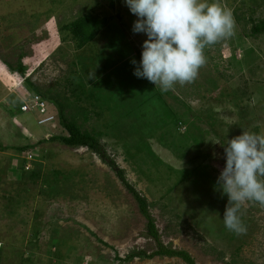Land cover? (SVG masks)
I'll return each instance as SVG.
<instances>
[{
    "label": "rangeland",
    "instance_id": "rangeland-1",
    "mask_svg": "<svg viewBox=\"0 0 264 264\" xmlns=\"http://www.w3.org/2000/svg\"><path fill=\"white\" fill-rule=\"evenodd\" d=\"M109 1L0 0V264H190L168 256L127 260L132 251L157 249L130 187L148 202L161 242L186 251L195 264H264V207L243 203L238 215L246 231H229L222 220L228 198L216 186L227 141L244 131L264 134V33L252 34L264 22V0H218L232 12L233 34L205 47L194 80L162 93L181 125L161 121L154 111L163 107L151 99L150 113L136 107L142 93L123 90L131 117L121 120L104 108L121 121L108 128L99 106L115 95L93 100L96 106L82 100L90 111L79 118L82 129L103 132L101 144L124 181L98 153L52 138L68 135L53 104L45 100L53 120L19 109L36 93L17 73L18 63L32 83L58 94L83 74L80 61L93 63L97 48H107L111 73L131 80L129 59L146 37L131 31L136 17L123 0L114 7ZM87 13L106 19L101 32L108 37L81 49L62 41L58 23ZM64 110L67 118L74 112Z\"/></svg>",
    "mask_w": 264,
    "mask_h": 264
},
{
    "label": "clouds",
    "instance_id": "clouds-1",
    "mask_svg": "<svg viewBox=\"0 0 264 264\" xmlns=\"http://www.w3.org/2000/svg\"><path fill=\"white\" fill-rule=\"evenodd\" d=\"M123 3L136 17L131 31L146 37L139 62L131 61L135 66L133 75L158 86L162 93L177 83L183 85L194 80L205 63V47L233 34L232 12L218 0H123ZM34 95L38 94H32L30 99ZM29 102L24 101L19 109L37 110L40 118L54 119L46 112L47 106L44 112L38 107L22 110V105ZM224 156L225 165L216 180L217 188L228 198L222 220L229 231L242 234L246 227L238 215L241 205L256 202L264 207V134L244 131L229 139Z\"/></svg>",
    "mask_w": 264,
    "mask_h": 264
},
{
    "label": "trees",
    "instance_id": "trees-1",
    "mask_svg": "<svg viewBox=\"0 0 264 264\" xmlns=\"http://www.w3.org/2000/svg\"><path fill=\"white\" fill-rule=\"evenodd\" d=\"M114 0L109 1V5L111 7H114ZM106 22L105 18H100L97 16H94L93 14L87 13L84 15H81L77 18H73L71 21H60L58 23V31L60 36V39L62 41H72L77 44V46L81 49L83 48L86 43L94 42L98 36H102L103 39L105 36L108 37V33H102L101 28L103 27V23ZM257 33H264V22L256 23L252 27V34ZM122 36V35H120ZM116 51H119L121 49H114ZM104 51H107V48H97L96 50V56L92 58L93 63H90L88 59H84V64L82 61L80 63L82 64V67L86 70H83V74H77L78 79L76 82H73L72 80H68L63 84V88H65L63 91H58V94L52 93L51 89H45L38 87L34 83H32L27 77L25 70L26 67L22 63H18L17 67V73L20 77L26 83L30 85V89L33 90L34 93H38L39 97L46 100L48 103L53 104L56 107L57 113L60 118L61 124L64 126V128L67 130L68 135H54L52 138L55 140L60 141L62 144L69 146V147H87L88 149H91L92 151L98 153L99 156H101L102 160L107 163L120 177L122 181H124V171L119 168L118 164L116 163L115 159L110 157V155L105 150L104 146L101 144L100 136L103 135L102 131L99 132H90L88 130L82 129V124L79 123L80 116L87 120L90 116V111L85 109L84 106L80 105L83 104L82 100H91L90 105L96 106L92 101L97 103H102L100 100L102 97H106L107 94H113L116 98H112L110 102L104 101V103L100 104L99 109L102 114V123L103 125L108 128L109 126H118V124L121 122L119 121L122 118L131 117V114L134 112V110L128 109V104L124 105V89L127 90V95L134 94L135 96L138 94H141L140 97H144V101L141 102L140 105H137L138 108H146L148 109V113H150V110L147 105V101L150 99L153 100L155 103H160L163 107L161 111L155 110L154 112L157 113V115L161 116V121H168L170 120L172 124L178 125L182 124L181 118L179 115L173 110L172 108L168 107L167 104H165L163 98H162V92L160 91L159 87H155V85L146 79L143 78H137L133 75V72H130L128 75H125L127 78L131 79L128 80H120L116 74H113L112 66L108 63L105 64L104 61L108 58L107 54L104 53ZM113 51V50H112ZM133 57L129 59L130 63L133 59L136 60V58H140L141 51H135ZM127 59V58H126ZM106 62V61H105ZM8 64V63H7ZM9 65V64H8ZM10 66V65H9ZM91 66V67H89ZM87 68V69H86ZM89 69V71H88ZM94 69V71H93ZM92 73L91 77L89 78V74ZM76 83V84H75ZM89 83V85H87ZM55 88L54 86H52ZM90 87H93L95 89L90 91ZM56 89V88H55ZM68 91V92H67ZM130 92V93H129ZM37 95V96H38ZM69 95V96H68ZM121 95V96H120ZM95 96V97H94ZM76 106L75 110L72 108V105ZM106 104V105H105ZM65 108H70V110H73V114L70 118H67L64 114ZM117 110L118 114L117 116L120 117L111 120V118L106 117L107 115L106 110ZM105 110V111H104ZM21 111V110H20ZM23 112V111H22ZM27 112V111H26ZM105 114V116H104ZM150 114H148L149 116ZM113 116V117H115ZM139 117V114H137ZM146 118V116L144 117ZM147 120V118H146ZM112 121V122H111ZM149 122V121H148ZM145 126V124H144ZM188 133L185 134L187 136ZM30 146L19 148V150H25L29 148ZM25 148V149H24ZM23 170H25V165L23 164ZM29 170V169H28ZM31 172V171H30ZM199 173V172H198ZM132 193L137 200L139 204V208L141 212L144 214V216L148 219L147 222V229H148V235L153 237L157 241V249H155L152 253H147L146 251L140 250V251H132L126 258L127 260L132 259L134 257H146V258H153L154 256H168V257H181L185 259L190 264H195L193 259L190 257V255L184 251V250H178L174 249L170 246L164 245L158 234V230L155 226V221L151 217L149 211H148V202L145 198L139 195L134 189H132ZM58 253V252H56ZM59 257V255L57 256ZM63 257L64 256H60Z\"/></svg>",
    "mask_w": 264,
    "mask_h": 264
},
{
    "label": "built area",
    "instance_id": "built-area-1",
    "mask_svg": "<svg viewBox=\"0 0 264 264\" xmlns=\"http://www.w3.org/2000/svg\"><path fill=\"white\" fill-rule=\"evenodd\" d=\"M32 104V106H30ZM32 107H38L40 109L41 112L45 111L46 105L45 103L42 101V99L37 96L34 95L31 99L29 103H24V105H22V110L26 111L29 110Z\"/></svg>",
    "mask_w": 264,
    "mask_h": 264
},
{
    "label": "crops",
    "instance_id": "crops-1",
    "mask_svg": "<svg viewBox=\"0 0 264 264\" xmlns=\"http://www.w3.org/2000/svg\"><path fill=\"white\" fill-rule=\"evenodd\" d=\"M38 4V3H37ZM39 5V4H38ZM37 8H39V9H42L43 7H37ZM53 12H55V11H53ZM57 12H59L58 10H57ZM51 16H53L54 17V14H52ZM55 18V17H54ZM51 22V21H50ZM52 23V22H51Z\"/></svg>",
    "mask_w": 264,
    "mask_h": 264
}]
</instances>
